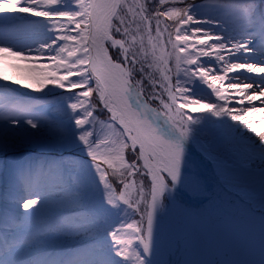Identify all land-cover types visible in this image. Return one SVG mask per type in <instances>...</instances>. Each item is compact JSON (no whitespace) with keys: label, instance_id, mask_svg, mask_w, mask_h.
<instances>
[{"label":"snow or ice","instance_id":"obj_1","mask_svg":"<svg viewBox=\"0 0 264 264\" xmlns=\"http://www.w3.org/2000/svg\"><path fill=\"white\" fill-rule=\"evenodd\" d=\"M244 2L248 6L246 22L240 30H235L222 26L219 17L205 13L199 17L194 15L191 11L193 4L177 6L185 4L186 0H138L135 7L147 19L150 36L152 21H155L158 37L166 31L160 26L161 20L172 22L176 28L175 36L168 33L166 41L171 45V52L167 59L161 61L165 65L174 61L177 69L175 84L167 74L171 69L165 68L162 75L165 87L159 93L153 92V99L158 100L163 108L161 113L144 108L137 89L139 82H134L137 76L141 80L146 79V69L144 61L136 58L131 48L125 47L130 35L127 14L131 6L127 0H71L74 11L57 9L56 6L66 3V0H0V24L7 17H19L20 14L48 21V26L43 27L45 38L33 42L39 44L36 51L49 53L36 58L48 63L38 69L42 76L37 80V86L26 85L23 89L42 92L52 86L72 92L68 108L77 113L73 123L81 129L74 132L63 122V131H58L51 122L38 115L42 107H22L7 117L0 113V142L15 139L22 133L30 136L32 133L28 129H21L22 121L33 130L43 127L50 137L57 140H68L75 135L85 145L100 185L103 182L106 210H121L120 214L123 213L120 222L111 228L97 224V236L92 239L99 241V249L80 253L62 264H115V257L121 258L120 264H154L150 259L153 256L158 258L155 264H165L164 251L154 239V222L161 196L180 178L183 148L179 140L165 139L159 133L153 122L155 116L164 115L180 137H186L192 131V114L211 112L217 117L227 115L256 133L264 145V134L257 132L250 123L254 113L264 114V107L256 106L264 105V10L257 8V0ZM205 24L219 30L197 26ZM6 43L10 42L0 38V45ZM135 43L136 35L132 34L131 44ZM113 48L115 52H112ZM0 50L11 51V48ZM16 54L23 55V52ZM24 58L28 59L27 56ZM181 65H184L182 70ZM244 73L260 79L255 83L249 82L242 75ZM197 81L206 85L219 103H207L191 95ZM10 85L13 83L0 84L13 88ZM15 86V91L19 92L18 82ZM165 92L166 100L163 99ZM93 96L97 97L95 104L91 102ZM93 110L110 113L113 127L119 129L115 146L109 147L112 142H101L89 130ZM215 135L214 147L225 155L230 153L232 145L228 138L221 132ZM101 148L105 151L101 152ZM126 149L130 150L127 159ZM50 163L55 162H44L40 166L37 163H20L9 177L5 197L15 205L7 213L8 223L14 226L7 231L0 227V264H55L47 258L49 249L40 241L45 236L56 237L60 233L54 225L49 226L47 233L35 232L34 229L42 221L46 223L44 218L49 215L54 198L63 203L65 185H72V177H66L60 169L44 166ZM109 169L111 179L121 189L118 196L114 194L116 188L108 182ZM136 176L143 180L137 190L141 199L131 204L127 192L130 183L125 181ZM169 179L171 185L168 184ZM251 188L264 201V172L252 178ZM17 190L25 194L23 199L16 194ZM17 202L22 212L17 211ZM141 203L146 208V226L144 215L139 221L128 223L129 209L135 215L139 213ZM79 210L67 209L72 212ZM4 216L5 213L0 211V225L4 223ZM21 217L24 223L16 225ZM128 230H131L130 238H120L121 233ZM258 264H264V244L260 248Z\"/></svg>","mask_w":264,"mask_h":264},{"label":"rangeland","instance_id":"obj_2","mask_svg":"<svg viewBox=\"0 0 264 264\" xmlns=\"http://www.w3.org/2000/svg\"><path fill=\"white\" fill-rule=\"evenodd\" d=\"M137 2L138 0H127L128 5L131 6L127 14L130 35L127 38L129 43H126L125 46L131 48L132 52L136 53V58L142 59L145 64L146 71L144 75L146 79L141 80L140 76H137L134 82H139L137 84L139 90L144 92L150 103L160 107L159 101L153 99V92L159 93L165 87L162 80L164 69H171L167 74L172 77L173 84H175L177 75L174 61L167 65L161 62L163 59H167L168 53L171 52V45L166 44L168 33H171L174 37L176 28L172 22L165 23L161 20L160 26L166 31L162 37H158L155 31V21H152L150 36L147 19L143 18V14L138 13L136 10L135 5ZM188 4H193L191 11L194 15L199 17L205 13L206 15L219 17L224 27L240 30L246 22L248 6L244 0H186L185 4L177 6L186 7ZM56 7L61 11L75 10L71 0H66V3ZM257 8L264 10V0H257ZM44 26H48V21L45 18L31 17L28 14H20L19 17H7L4 23L0 24V38L10 42L0 45V49L11 48V51L0 50V84L13 83V85H10L13 88L0 86V113L3 109L15 113L22 107L32 109L42 107L40 109L42 112L38 115L51 122L52 126L58 131H63V122H65L68 128L78 133L81 129L76 128L73 123L77 113H73L68 108V103L73 97L72 92L52 86L42 92L23 89L26 85L37 86V80L42 76L38 69L48 63L47 60L37 59L36 57L46 56L49 53L36 51L39 44L33 43L45 38ZM197 26L211 28L214 31L219 30L218 27L211 24ZM132 34L136 35L135 45L131 44ZM51 35L50 33L49 39ZM21 51L23 55L16 54ZM112 52H115V48L112 49ZM25 56L28 59H25ZM252 58L259 59V57ZM183 67L184 65H181V70ZM242 75L252 83L260 79L253 74L244 73ZM241 79L243 81V78ZM16 82L20 87L19 92L27 96H22L15 91ZM232 82L235 81L232 80ZM190 94L205 100L207 103H219L211 90L199 81L195 83ZM226 95L238 94L226 93ZM164 97L167 99V92L164 93ZM96 99L97 97L93 96L91 102L95 104ZM229 106H233L231 101ZM256 106L264 107V105L259 104H256ZM93 111L94 117L90 118L93 121L92 127L89 130L93 131L101 142H112L109 147L115 146L119 129L113 127L110 113ZM192 115L194 122L190 126L192 131L189 136L195 148L210 161L215 173L227 190L238 194L249 203L252 209L264 215V201L255 195L251 188L252 178L264 172V145L261 144L260 138L256 136V133L249 131L241 123L233 121L227 115L217 117L211 112H198ZM262 115L264 114L254 113L250 123L253 124L257 132L264 134V118H261ZM20 127L22 130L28 129V132L32 133L30 136L22 133L21 136L17 137L18 139L26 137L25 142L28 143V148L8 141L0 142V211L5 213L4 223L0 227L7 231L14 226L8 223L7 213L10 208H15V205L5 195L9 177L16 167L20 163H37L40 166L44 162H55L44 166L46 168L51 166L64 171L66 177H72V185H65L63 203L54 198L49 215L44 218L46 223L42 221L40 226L34 229L35 232L47 233L49 226L54 225L55 230L60 233L56 237L45 236L44 240L40 241L49 249L50 255L47 258L54 261L55 264H62L63 261L69 258L75 259L80 253L99 249V241L92 239L97 236V224H100L103 228H111L120 222L123 213L120 214L121 210H106L107 206L103 200V182L100 185L85 145L78 141L75 135L71 139L61 141L50 137L43 127L40 130H33L23 121ZM217 132L223 133L232 145L231 152L227 155L216 148H212L213 139L216 138L215 134ZM122 139L123 137H121ZM100 151L104 152L105 149L101 148ZM129 154L130 150L126 149V159ZM102 167L106 166L102 165ZM4 176L7 181L2 183L1 179ZM109 176L108 182L116 188L114 194L118 196L121 189L116 187V181L111 179V169H109ZM168 182L172 184L170 179ZM125 183H130L129 188L132 191V199L139 201L141 198L137 194V190L143 183L141 177H130ZM16 194L19 195L20 199H23L25 195L21 190H17ZM170 204L171 199L166 195L164 208L167 209ZM126 207L128 206L126 205ZM69 208L80 210L76 212L67 211ZM16 209L18 212L23 211L19 206V202L16 203ZM141 215H144L146 226V208L143 203L140 205L139 213L135 215H132L131 208L129 209L127 222L139 221ZM23 223V217L15 222L16 225H22ZM130 236L131 230H128L122 232L120 238L128 239ZM120 261L121 258L115 257V264H120Z\"/></svg>","mask_w":264,"mask_h":264},{"label":"bare ground","instance_id":"obj_3","mask_svg":"<svg viewBox=\"0 0 264 264\" xmlns=\"http://www.w3.org/2000/svg\"><path fill=\"white\" fill-rule=\"evenodd\" d=\"M141 92L145 109L163 112L161 106H154ZM163 99L166 100L164 96ZM153 122L165 139L179 140L183 148L180 178L161 196L154 222V239L164 251L165 264H258L264 244V216L253 212L238 197L222 192L208 176V164L194 155L184 137H180L164 115L155 116ZM191 189L196 196L189 195ZM127 192L128 198L132 196L130 188ZM166 195L171 199L167 209L164 208ZM217 197L224 200L223 208L220 203L218 208L203 210L204 199L215 205L211 198ZM131 201L135 204L137 200L131 198ZM151 259L156 262L158 258Z\"/></svg>","mask_w":264,"mask_h":264},{"label":"water","instance_id":"obj_4","mask_svg":"<svg viewBox=\"0 0 264 264\" xmlns=\"http://www.w3.org/2000/svg\"><path fill=\"white\" fill-rule=\"evenodd\" d=\"M138 89V88H137ZM140 93H142L141 91H140ZM141 98H142V100H143V97H142V95H141ZM145 102H144V100H143V105L145 106ZM184 139H185V141H186V143L188 144V146L191 148V150L194 152V155L195 156H197L198 158H200L203 162H204V164H208L207 166L209 167V173H208V176H210V177H212L211 179L212 180H214L221 188H222V192L223 193H229V194H231V195H233V196H236V197H238L240 200H242L243 202H245V203H247L248 204V202H246L245 200H243L238 194H235V193H232L231 191H229V190H227L226 189V187H224L223 185H222V183L220 182V180H219V178H218V176L216 175V173L214 172V170H213V168H212V165H211V163H210V161L200 152V151H198L196 148H195V146H194V144L192 143V140H191V138H190V136L188 135V136H186V137H184ZM215 142H216V138H214L213 139V145H212V148H215L214 147V144H215ZM184 186V188L187 190L188 189V187L187 186H185V185H183ZM209 189V188H208ZM208 192V191H207ZM211 196H213L210 192H208ZM189 195L190 196H192V197H194V196H196L197 194H195V192H194V190L193 189H191V192L189 191ZM214 195H216V196H219L218 195V193H214ZM220 199H221V196L219 197ZM185 200H187L186 198H184ZM220 199H218V197L217 198H211V200H212V202L215 204V205H213V204H210V203H208L207 202V200L206 199H204V203L205 204H203L202 203V207H204L203 208V210H208V211H210L214 206L216 207V208H218L217 207V205L218 204H222V208L224 207V200L222 199V200H220ZM226 204V203H225ZM249 205V204H248ZM250 206V205H249ZM252 209V208H251ZM252 211L253 212H255V213H258V212H256L254 209H252ZM264 216V215H263Z\"/></svg>","mask_w":264,"mask_h":264},{"label":"trees","instance_id":"obj_5","mask_svg":"<svg viewBox=\"0 0 264 264\" xmlns=\"http://www.w3.org/2000/svg\"><path fill=\"white\" fill-rule=\"evenodd\" d=\"M1 107V106H0ZM5 117H7L9 114H14V112L13 111H11V110H7V109H3V111L1 112ZM26 137H24V138H22V139H18V138H16V140L15 139H12V140H8V142H11V143H16L17 145H22L24 148L26 147V148H28L29 147V145H28V143L27 142H25V140L27 139H25ZM24 141V142H23ZM4 148V147H3ZM7 161V160H6Z\"/></svg>","mask_w":264,"mask_h":264}]
</instances>
